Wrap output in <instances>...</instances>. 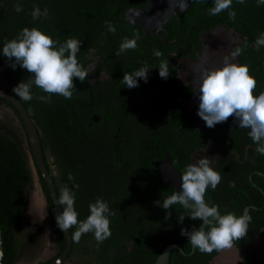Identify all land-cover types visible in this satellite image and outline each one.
I'll use <instances>...</instances> for the list:
<instances>
[{"label":"trees","instance_id":"obj_1","mask_svg":"<svg viewBox=\"0 0 264 264\" xmlns=\"http://www.w3.org/2000/svg\"><path fill=\"white\" fill-rule=\"evenodd\" d=\"M17 3L22 6L21 12L14 10ZM148 3L149 0H0V50L6 41L13 39L24 27H38L61 42L67 38L81 40L78 61L84 64L87 54L93 49L91 56L96 54L98 58L97 71L104 70L110 76L109 80L99 81L91 88L86 84L88 78L84 82L74 78L76 90L71 99L60 95H51L49 103H42L35 98L31 101L20 99L40 133L43 152L48 145L57 168L65 175L64 183L52 177L57 197L61 185L66 184L72 188L75 184L78 188H73L74 207L79 214V220H84L89 215L88 205L97 198L107 201L110 211L113 212L109 217L111 236L102 242L96 264H154L158 254L171 243L179 244L183 252L172 249L167 264H209L218 252L202 253L198 249L191 252L187 237L180 235L182 227L190 231L193 225L199 227L202 221L191 220L188 217L190 212L179 204L168 210L171 216L165 219L166 210L156 204V201L160 200L162 203L174 192L172 185L159 178L158 163L169 156L172 167L181 175L194 150L212 143H225L224 147L218 149L221 159L218 166L214 167L220 173L221 181L215 190H206L205 200L210 206L219 205L221 214L232 212L241 215L248 207L247 212L252 219L247 235L234 242L235 245L242 246L253 236L263 234L264 155L257 153V145L248 135L249 129L237 127L233 117L213 128L206 127L203 120L197 126L192 118V110L175 105L177 93L173 91L171 84L177 85L178 69L182 63L174 65L171 59L177 61L183 56L196 59L205 45L202 39L204 34L217 26L232 30L240 36L235 48L242 49L236 62L248 66L250 75L257 82L254 95H258L264 91V47L257 50L255 40L264 32V4L258 5L257 0H244L243 4L233 0L232 10L236 12V18L231 20L227 11L217 16L208 14V10L213 7V0H189L184 10L175 12L164 23L163 33L160 35L155 30L145 32L142 24L131 23L129 9L145 12L148 10ZM33 6H38L41 10L47 8L48 17L33 20ZM105 21L111 23L115 32L108 31ZM136 33L140 36L137 47L116 55L123 39L133 38ZM154 49L159 50L162 56L157 58ZM93 60L94 57H91L88 61ZM161 60H169L170 75L166 80L159 77L158 67ZM0 63L4 83L8 91L13 93V87L30 73L19 66L15 70L10 68L2 53ZM145 64L152 68L149 70L147 82L138 79V87L129 89L124 86L123 74L135 72ZM147 86L157 90V98L154 106L146 112V117L139 118L136 116L137 105L134 99L138 90ZM79 93L88 101L95 97L112 102L114 98L115 105L117 98L125 97L129 100L128 116L122 110L119 111V106H114L113 128H119L120 131L113 142H109L107 138L95 137L94 131L98 127L89 129L81 125L80 121L86 115L76 111ZM33 94L34 97L46 95L35 87ZM159 94H162V98H169L166 104L162 102ZM178 94L185 98L190 97L193 94L192 83L181 86ZM0 100L14 108L18 115L9 101L1 97ZM118 118L119 121L116 120ZM104 122L109 123L108 120ZM20 124L22 126V121ZM151 126L154 127L149 128ZM141 128L153 133L152 137L146 136L149 139L143 141L145 137H141ZM129 134L131 136L127 137ZM114 143L116 147L124 144L126 149L110 150L109 146ZM141 146L145 148V152L140 150ZM115 162L122 163L124 169H117ZM46 164L48 167L47 162ZM117 171L124 172L116 175ZM69 174L74 179L69 180ZM37 175L48 198L55 224V236L62 249L66 243L65 237L56 226V212L46 182L38 170ZM148 177L152 179L150 183L147 182ZM81 179L82 181L77 182ZM102 180H107V192L103 195L100 191ZM120 180L130 182L129 194L121 200L118 199L117 192L118 185H123L117 182ZM31 181L23 148L11 135L0 129V235L4 252L2 264H15L18 258L19 243L15 225L25 207L26 192ZM145 185L147 187L142 188ZM147 190L151 192L148 193ZM152 193L157 195L150 198ZM116 208L119 212L115 211ZM144 211L147 212L143 213ZM177 216H185L183 223L177 222ZM74 230H69L70 235ZM132 234L141 238L140 245L135 243L132 251L123 252L118 261H109L110 247H119L124 237H131ZM92 237L94 235L88 233L81 238ZM253 254L254 252L244 250L243 261L239 264H264V258H253Z\"/></svg>","mask_w":264,"mask_h":264},{"label":"clouds","instance_id":"obj_2","mask_svg":"<svg viewBox=\"0 0 264 264\" xmlns=\"http://www.w3.org/2000/svg\"><path fill=\"white\" fill-rule=\"evenodd\" d=\"M243 4L244 0H237ZM185 6L187 3H184ZM233 0H213V7L208 10L211 16L227 11L228 18L235 20L236 12L232 10ZM257 4H264V0H257ZM16 12H21L20 3L14 5ZM48 9L41 10L33 6L31 16L33 20L48 17ZM108 31L115 32V28L109 21H105ZM139 33L133 38H124L119 46L120 55L137 47ZM82 41L76 38H67L64 42L53 39L42 32L38 27H24L11 40L3 44L0 53L7 58L10 68L15 70L17 66L25 69L30 75L22 79L12 92L16 97L24 101L34 98L42 103H49L51 95H60L65 99L73 96L75 84L73 79L84 82L95 70L89 64L85 67L77 59ZM257 50L264 47V32L255 40ZM246 47V45H245ZM159 58L162 53L153 50ZM240 47L235 48L229 56H225L218 67L201 66L199 80L194 93L198 94L199 104L197 115L205 122V126L213 128L219 123L226 122L229 117L234 118L237 127L249 129L248 135L256 147L257 153L264 155V91L254 95L256 80L250 75L249 68L245 64L236 62L241 54ZM206 63V62H205ZM145 64L137 71L124 73L123 85L129 89L139 86L138 79L145 83L148 79L149 70ZM159 77H169V60H161L159 63ZM91 82V81H90ZM40 89L46 95L33 94V88ZM218 157L203 155L189 163L179 176V191H174L163 202L156 201L159 207L166 210L165 219L170 218L173 205L179 204L190 212L191 220H200L199 227L192 226L191 230L180 229V235L187 237L193 251L202 253L223 251L233 247L235 241L244 239L251 222V215L247 211L241 215L232 212L221 214L219 205H209L205 200L208 188L215 190L221 181V175L213 167ZM69 180L73 177L69 174ZM78 185L69 188L66 184L61 185L59 195L54 204L62 211L55 214V223L62 233L69 235L70 229H75L70 239L79 242L82 235L92 233L98 243H102L111 236L110 219L113 215L107 201L97 198L88 205L89 215L84 220L78 219L75 210V191ZM185 216H177V222L183 223ZM3 240H0V262L4 259Z\"/></svg>","mask_w":264,"mask_h":264},{"label":"rangeland","instance_id":"obj_3","mask_svg":"<svg viewBox=\"0 0 264 264\" xmlns=\"http://www.w3.org/2000/svg\"><path fill=\"white\" fill-rule=\"evenodd\" d=\"M184 3H187V5L185 6ZM188 4L189 0H149V12L144 16L145 28L157 26L160 29L170 16L177 11L184 10ZM134 12L137 13V17L133 16ZM129 17L132 21L141 19L140 11L129 12ZM202 39L205 41V45L202 53L196 59H188L184 56L178 59L182 63V67L178 71L177 82L180 85L192 83L193 91H195L199 80L201 66L210 68L220 66L223 58L229 56L235 49V44L240 41V36L232 30L217 26L211 32L204 34ZM2 77L3 68L0 63V87L5 88ZM180 104L197 115L198 94L193 93L187 99L180 98ZM198 121L199 124L202 122V120ZM0 129L11 135L22 147L25 146L27 150L26 137L16 114L1 101ZM214 150L215 145L212 144L200 149L195 153L194 160L203 155L210 157L213 155ZM32 171L33 180L27 189L26 204L15 225V234L19 243L17 263H43L56 254L59 247L55 236V224L48 211V203L37 174L34 170ZM96 244L95 239H84L77 243V247L81 249L84 246L90 247ZM250 247L259 249V253L264 255V236L255 237ZM75 253L72 256L73 258H82L84 261L89 258L84 254L80 255L78 250ZM117 253L118 250L113 251L114 256ZM239 257L240 248L232 247L221 251L213 260V264H236ZM73 262L74 260L68 259L63 264H73Z\"/></svg>","mask_w":264,"mask_h":264},{"label":"flooded vegetation","instance_id":"obj_4","mask_svg":"<svg viewBox=\"0 0 264 264\" xmlns=\"http://www.w3.org/2000/svg\"><path fill=\"white\" fill-rule=\"evenodd\" d=\"M132 11H140V15H141V19H137V20H135V21H132L131 20V23H133V24H135V23H138V24H142L143 25V27H144V31L145 32H149V31H151V30H155L156 32H159V34L161 35L162 33H163V25H162V27L159 29L157 26H152V27H150V28H145V25H144V22H145V15L149 12V7H148V10L147 11H142V10H138V9H129V12H132ZM128 12V13H129ZM133 16H135V17H137L138 15H137V13H133ZM143 17V18H142ZM171 17V16H170ZM169 17V18H170ZM203 51V50H202ZM92 52H94V50L92 49L91 50V52L89 53V54H87V56L88 57H86V59L84 60V66L85 67H87L89 64H91V65H93L94 66V68H95V70L88 76V81H87V85H88V87L89 88H91L92 86H94L97 82H99V81H105V80H109L110 79V76L108 75V73L106 72V71H104V70H101L100 72H98L97 71V69H96V58H97V55L95 54L94 56H91V53ZM91 57H94V60L93 61H88ZM180 58V57H179ZM178 58V59H179ZM178 59H177V61L175 60V62H176V64H174V65H177V63H180L179 61H178ZM97 60H98V58H97ZM182 67V66H181ZM180 67V68H181ZM179 68V69H180ZM179 69H178V71H179ZM2 80H3V77H2ZM91 81V82H90ZM3 83H4V81H3ZM4 85L6 86V84L4 83ZM171 86H172V88H173V91H175L176 93H177V96H176V100H175V105H181L180 104V98H183V99H187V98H185V97H183L181 94H178L179 92H180V87L181 86H183V85H180L178 82H177V85L175 84V83H172L171 84ZM1 88V87H0ZM2 89H4L6 92H8V93H11V92H9L8 91V89H7V87H5V88H2ZM147 93V94H146ZM193 93H194V91H193ZM11 94H13V93H11ZM100 94H102V93H100ZM14 95V94H13ZM156 95H157V90L155 89V88H153V87H151V86H147L145 89H143V90H138V92H137V96L135 97V99H134V102H135V104L137 105L136 106V116L137 117H139V118H145L146 117V112L151 108V107H153L154 106V104H155V100H156ZM167 95V94H166ZM193 95V94H192ZM191 95V96H192ZM79 96H80V99H77V102H76V106H77V110L76 111H78V112H82V113H85V115H86V117H85V119L83 120V121H80V123H81V125L83 126V127H86V128H91V127H98V129L97 130H95L94 131V136L95 137H98V138H107L108 139V141L109 142H113V139H114V137H117L118 136V133H119V131H120V129L119 128H116V129H114L113 128V123H114V121L115 120H113L112 119V117L114 116L113 115V111H114V109H115V107L114 106H119L120 107V109H119V111L120 110H122V113L125 115V116H128V113H129V110H128V105H129V100L128 99H125V97L124 98H117V102H116V105H115V103H114V98H113V100H112V102H110L109 101V99H106V100H100V98H99V100L97 99V98H95V97H93V99L92 100H90V101H88V99H85V98H83V97H81V95H80V93H79ZM144 96V97H143ZM159 96H160V98H162L161 96H162V94H159ZM189 98V97H188ZM168 97H166L165 96V98H162V102L164 103V104H166L167 103V101H168ZM128 100V101H127ZM1 101V100H0ZM2 102V101H1ZM2 103H4V102H2ZM5 104V103H4ZM7 105V104H6ZM8 106V105H7ZM10 108H11V110H12V112L14 113V114H16L15 113V110H14V108H12L11 106H9ZM118 108V107H117ZM123 108V109H122ZM188 110H190V109H188ZM17 111V110H16ZM18 113V112H17ZM29 114V113H28ZM16 117L18 118V120H19V122L21 121L20 120V118H19V116L18 115H16ZM192 118H194L195 120H194V124H196L197 126L199 125L200 126V124L202 123H200L199 124V121L198 120H202L198 115H196V114H193L192 115ZM105 120H108V122L109 123H105L104 121ZM117 121H119L120 120V118H118V119H116ZM22 126H23V124H22ZM152 127H154V126H151V127H149V128H152ZM23 131H24V134H25V137H26V144H27V150H26V148H25V146H21L22 148H23V150H24V152H25V154H26V158H27V162H28V165H29V168H30V174H31V177H32V170H34L35 171V173L37 174V167L34 165L35 163H33V158H32V154H31V150H30V146H29V144H28V140H27V135H26V132H25V130H24V127H23ZM140 131V134H141V137H145V138H143V141L144 140H147V139H149V138H146V136H149V137H152V134L153 133H149L148 131H147V129H145V128H141V130H139ZM39 132V131H38ZM89 132V131H88ZM39 136H40V133H39ZM129 136H131L130 134L127 136V137H129ZM12 137V136H11ZM40 140H41V137H40ZM16 141V140H15ZM17 142V141H16ZM18 143V142H17ZM224 144L225 143H212V145H215V150H214V153H213V155L212 156H210V157H218L219 159L218 160H215L214 161V165H213V167H217L218 166V164H219V162H220V159H221V155H220V153L218 152V149L221 147V146H223L224 147ZM211 145V144H210ZM210 145H208V146H210ZM207 147V146H206ZM206 147H202V148H198V149H196V150H194L192 153H191V155H190V161H189V163H192L193 161H194V156H195V153L198 151V150H200V149H204V148H206ZM109 148H110V150H113V149H121V148H123V149H126V147H125V145L123 144L122 145V147H116V145H115V143L113 144V145H111V146H109ZM140 150H142L143 152H145V148L144 147H140ZM27 151H28V153H27ZM44 151L45 152H43V149H42V152H43V156H44V160H45V164H46V162L48 163V167H47V164H46V167H47V169H48V171H49V173H50V175H51V177H53V178H55V179H60L61 181H62V183H64V181H65V175H64V173L62 172H60L59 171V169L57 168V165H56V163H55V158L53 157V155H52V153H51V150H50V148L48 147V145H46L45 146V148H44ZM30 157V158H29ZM169 160V162H170V166H171V168L174 170V171H176L173 167H172V163H171V159H170V157L169 156H167V157H165L163 160H161L159 163H158V166H157V169H158V174H159V178L161 179V181L162 182H164L163 181V178H162V175H161V172H160V166L161 165H163L164 163H165V161L166 160ZM122 163H120V162H115L114 163V166L117 168V169H124V168H122V165H121ZM104 165V164H103ZM80 166H82V165H80ZM123 172L124 171H117L116 172V175H121V174H123ZM177 172V171H176ZM178 173V172H177ZM76 174H77V171H76V173H75V176H76ZM98 174H99V172H98ZM180 175V174H179ZM74 176V177H75ZM104 176V175H103ZM148 176V175H147ZM37 177H38V175H37ZM53 178H52V180H53ZM74 179V178H73ZM103 179H106L105 177L103 178ZM148 183H150L151 181H152V179L151 178H149L148 177ZM32 180H33V177H32ZM38 180H39V177H38ZM80 181H82V179L81 180H77V182H80ZM39 182H40V180H39ZM107 182V180L106 181H104V180H102L100 183H101V185H102V187L100 188V191H101V194L103 195V193L105 194L106 192H107V187H105V183ZM119 184L120 183H123V185H118V189H117V192H119L118 193V199L119 200H121V198H123L124 199V197H126L128 194H129V188H130V182L128 181V180H120V181H117ZM31 183H32V181H31ZM53 183H54V181H53ZM165 183V182H164ZM95 185H98L97 183H94ZM40 185H41V183H40ZM170 185V184H169ZM30 186V185H29ZM54 186H55V184H54ZM145 187H147V185H145V186H143L142 188H145ZM173 187V186H172ZM41 188H42V186H41ZM174 189V188H173ZM42 191H43V188H42ZM175 191V190H174ZM147 192L149 193V192H151L150 190H147ZM43 193H44V191H43ZM26 194H27V192H26ZM155 195H157V194H153L152 193V195H149L150 196V198H154L153 196H155ZM44 196H45V198H46V201H47V203H48V198H47V196H46V194L44 193ZM51 198V197H50ZM117 199V200H118ZM55 209V208H54ZM120 210V209H119ZM48 211H49V214L51 215V211H50V205H49V203H48ZM115 211L116 212H119L118 211V209L116 208L115 209ZM56 212V211H55ZM147 211H144L143 213H146ZM150 213V212H149ZM52 217V216H51ZM263 234L262 235H255V236H253L251 239H249L248 240V242L245 244V245H242V246H237V245H233V247H235V248H240V257H239V260L236 262V264H239L240 262H242L243 261V255H244V250H248V251H250V252H254V254H253V258H256V259H259V258H264V255H261L260 253H259V249H257V248H252V247H250V244H251V242H252V240L255 238V237H259V236H264V228H263ZM84 239H95L94 237H92V238H80V241L81 240H84ZM57 240V239H56ZM66 240V239H65ZM95 242H97L96 240H95ZM140 242H141V238L137 235H135V234H132L131 235V237H128V236H126V238L124 237V239H123V241H122V243H121V245L119 246V247H110L111 248V250H110V253H109V255H110V260L109 261H118L119 260V257H120V255L123 253V252H131L132 251V249H133V246H134V244L136 243L137 245H140ZM57 243H58V251L56 252V254H54L50 259H48L47 261H45V262H48V261H50V260H52V259H54L57 255H59L61 252H62V250L64 249V247L61 249V245H60V243L58 242V240H57ZM66 244V243H65ZM173 244H175V245H178L179 247H180V249H177V248H175V249H177V250H179V251H182L183 252V249H182V247L179 245V244H177V243H171V244H168V245H166L164 248H163V250L167 247V246H169V245H173ZM102 248V243H98L97 242V244L96 245H94V246H87V247H82L81 249L79 248L78 249V247H77V242H73V240H72V245H71V250H70V252L68 253V255H67V257L60 263V264H63L64 262H65V260H68V259H72V260H74V262H73V264H96L97 263V261L99 260V258H98V251H99V249H101ZM78 250V252H80V255H85V256H87V257H89V258H87L85 261L82 259V258H73L72 256H74L76 253V251ZM81 250V251H80ZM114 250H118V253H117V255L116 256H114V254H113V251ZM162 250V251H163ZM161 251V252H162ZM225 251V250H224ZM161 252H160V254H161ZM191 252H193V248H192V246H191ZM221 252V251H220ZM220 252H218L210 261H209V264H213V260L215 259V257L218 255V254H220ZM160 254H158V256L160 255ZM170 255V254H169ZM91 256V257H90ZM158 256L156 257V259H155V261H154V264L156 263V260H157V258H158ZM79 257V256H78ZM169 261V260H168ZM45 262H43V263H45ZM16 263H17V260H16ZM15 263V264H16ZM35 264V263H34ZM36 264H41V263H36Z\"/></svg>","mask_w":264,"mask_h":264},{"label":"water","instance_id":"obj_5","mask_svg":"<svg viewBox=\"0 0 264 264\" xmlns=\"http://www.w3.org/2000/svg\"><path fill=\"white\" fill-rule=\"evenodd\" d=\"M171 61L173 64H176L175 59H171ZM0 97L9 101L16 108L18 112V116L22 121L24 130L27 135V140L30 146L33 163H35L34 165L37 167V170L40 172L43 179L45 180L46 185L49 190L51 201L53 203L55 198L57 197V192H56L52 177L45 164L42 147H41L40 136H39L37 127L33 119L28 114V111L23 105L22 101L18 97H16L15 95L11 93L6 92L2 88H0ZM160 172H161L163 181L167 184L172 185L175 191H179V176L180 175L179 173H177L171 168L170 162L168 159L165 161L163 165L160 166ZM53 206L55 208L56 214L62 211V209L59 206L55 205L54 203H53ZM245 211H248V207H246ZM63 235L66 239V244L62 252L59 255H57L54 259L48 262H45V263H41V264H60L67 257L68 253L71 250L72 240L69 237L70 233L69 235L67 233H63ZM0 240H1V235H0ZM174 248L180 249V247L175 244L167 246L158 256L155 264H167L169 260L170 251ZM0 264L2 263L0 262ZM16 264H30V263H20L19 262ZM31 264H34V263H31Z\"/></svg>","mask_w":264,"mask_h":264}]
</instances>
